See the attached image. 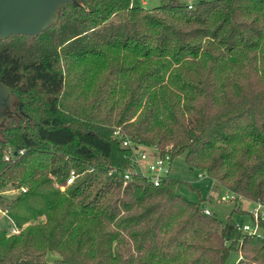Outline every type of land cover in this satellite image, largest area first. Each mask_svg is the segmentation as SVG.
Wrapping results in <instances>:
<instances>
[{
	"label": "trees",
	"instance_id": "16d2710c",
	"mask_svg": "<svg viewBox=\"0 0 264 264\" xmlns=\"http://www.w3.org/2000/svg\"><path fill=\"white\" fill-rule=\"evenodd\" d=\"M0 84L15 100L0 192L25 188L0 199L17 231L0 228V264H225L232 251L264 264V238L205 215L169 176L124 178L153 148L264 204V0H82L0 43ZM6 146L23 153L5 162Z\"/></svg>",
	"mask_w": 264,
	"mask_h": 264
},
{
	"label": "rangeland",
	"instance_id": "374dc122",
	"mask_svg": "<svg viewBox=\"0 0 264 264\" xmlns=\"http://www.w3.org/2000/svg\"><path fill=\"white\" fill-rule=\"evenodd\" d=\"M181 4L195 6L202 2H210L213 0H176ZM134 4L140 6L144 9L150 10L155 7H159L166 3V0H133ZM144 5H142V4ZM6 40V39H5ZM4 40H0V43ZM11 97L14 98V95L11 91H9ZM6 112V111H5ZM6 112L4 118L0 121V125L3 126L7 119L11 118V115H7ZM153 148H138V151H151ZM154 153V152H153ZM147 162L148 166L150 163ZM138 171L137 169H135ZM202 173L196 169H190L184 159V154L177 155L171 161L170 166V178L176 182V193L185 198L188 201L198 203L203 205L204 208L211 210L212 215L220 222L224 223L226 219L231 217L234 221L242 224H250L252 219L248 215V210L252 208V204L250 201L238 199L233 201H226L225 195L226 190L222 189V187H216L215 185L210 183V179L206 176L199 177ZM214 182V181H213ZM216 183V182H215ZM217 184V183H216ZM211 197H217L218 199H212ZM13 196H1L0 199L8 200ZM208 197V198H207ZM236 198V197H235ZM221 199V200H220ZM9 222L5 217L0 215V228L9 230ZM11 229V227H10ZM9 233V232H8ZM55 258L53 254H46L43 257V261L49 262ZM239 258V253L236 251L230 252L227 257L225 264H236Z\"/></svg>",
	"mask_w": 264,
	"mask_h": 264
},
{
	"label": "water",
	"instance_id": "95a60500",
	"mask_svg": "<svg viewBox=\"0 0 264 264\" xmlns=\"http://www.w3.org/2000/svg\"><path fill=\"white\" fill-rule=\"evenodd\" d=\"M69 5L82 7V0H0V40L39 35L55 23L59 11ZM14 101L9 90L0 84V121L6 112L11 115Z\"/></svg>",
	"mask_w": 264,
	"mask_h": 264
},
{
	"label": "built area",
	"instance_id": "2783aa9c",
	"mask_svg": "<svg viewBox=\"0 0 264 264\" xmlns=\"http://www.w3.org/2000/svg\"><path fill=\"white\" fill-rule=\"evenodd\" d=\"M191 8V7H189ZM119 131H115L113 133L114 136H118ZM124 146H131L128 141L123 142ZM23 151H14L10 146H6L4 155L2 157L3 161L10 162L13 161L15 157L22 155ZM152 162L148 166L147 162ZM170 166H171V158L169 155L164 156L163 158L157 157L156 159L150 161L148 160L147 153L145 151H138V149L134 150L133 160H132V171L127 173L124 178L130 179L131 176L137 175L141 176L143 178L149 179L154 186H158L160 179L164 177L169 176L170 172ZM137 169L138 171H136ZM205 174H201L199 176H202ZM74 175L71 172L68 176V178L65 181V185H69L72 180L74 179ZM63 188L60 187V190ZM18 192H25V188L20 189H9L3 192H0V196H13L17 194ZM235 199V196L230 193L229 191L226 192L225 200L226 201H233ZM252 204V208L248 210V215L252 219V224H242V223H236V228L238 231L242 234H246L248 236H254L256 238H264V234L262 233V230L258 226L259 222L264 221V204L261 202H250ZM203 213L209 217L213 216L211 211L204 208ZM0 215L5 217L4 212L0 210ZM8 232L10 234H16L17 231L13 228H9Z\"/></svg>",
	"mask_w": 264,
	"mask_h": 264
},
{
	"label": "crops",
	"instance_id": "0c3cea01",
	"mask_svg": "<svg viewBox=\"0 0 264 264\" xmlns=\"http://www.w3.org/2000/svg\"><path fill=\"white\" fill-rule=\"evenodd\" d=\"M142 4V3H141ZM142 5H144V4H142ZM151 151H153V152H147V151H145L146 153H147V156H148V160H150V161H152V160H154V159H156V157H157V155H158V153L155 151V150H152L151 149ZM202 176H205L206 177V175H202ZM202 176H199L200 178H202ZM169 177H170V172H169ZM210 183L211 184H213V185H215L217 188L218 187H221V186H219L218 184H216L215 182H213V181H210ZM223 189V188H222ZM224 190V189H223ZM210 198H214V199H218L217 197H211V196H209ZM208 198V197H207ZM221 200V199H220ZM250 203V202H249ZM203 206V205H202ZM209 210V209H208ZM211 211V210H210ZM214 216V215H213Z\"/></svg>",
	"mask_w": 264,
	"mask_h": 264
}]
</instances>
